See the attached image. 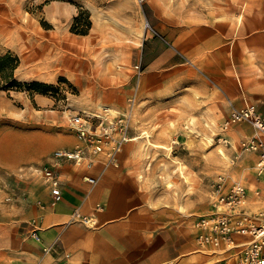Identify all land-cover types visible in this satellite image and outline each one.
<instances>
[{
	"label": "crops",
	"instance_id": "obj_1",
	"mask_svg": "<svg viewBox=\"0 0 264 264\" xmlns=\"http://www.w3.org/2000/svg\"><path fill=\"white\" fill-rule=\"evenodd\" d=\"M258 12L235 25L155 23L136 48L141 75L126 74L116 99L106 102L131 118L136 108L133 139L115 164L105 165L102 155L90 168L61 164L58 201L35 173L11 203L0 192V264H220L219 252L196 241L191 216L209 211V181L225 171L246 188L249 210L264 207V174L255 173L254 155L238 161L234 175L223 170L225 158L241 154L242 140L264 137L242 123L224 134L228 145L212 141L209 149L202 135L209 120L219 126L232 107L251 103L264 117V9ZM76 142L71 136L59 149ZM211 157L219 170L212 171Z\"/></svg>",
	"mask_w": 264,
	"mask_h": 264
},
{
	"label": "rangeland",
	"instance_id": "obj_2",
	"mask_svg": "<svg viewBox=\"0 0 264 264\" xmlns=\"http://www.w3.org/2000/svg\"><path fill=\"white\" fill-rule=\"evenodd\" d=\"M263 3L264 0H0V57L11 53V59L0 64V192L6 196L4 202L11 203L13 197L22 196L24 182L34 179L33 169L46 165L51 154L71 136L77 139L69 126L73 115L98 106L118 110L106 102L116 99L126 74L132 72L134 78L141 75L142 67L140 71L135 69L139 64L136 48L146 35L152 34L155 23L184 28L212 20L235 25L243 15H257L264 9ZM86 15L91 23L87 34L73 33L75 17H80L76 26L80 30L84 29ZM15 58L18 63L12 70ZM13 80L15 83H11ZM34 83L43 86L30 87ZM137 114L135 108L131 125L138 119ZM168 115L162 114L161 120L167 121ZM172 115L178 119L177 114ZM189 118L192 124L197 120L193 115ZM227 118L219 126L210 120L205 125L202 137L209 149L214 147L212 141L223 144L218 139L227 140L224 134L239 125L225 126ZM223 145H228V140ZM236 151L240 152L239 147ZM237 154L224 159L223 170L231 169L232 174V167L242 158L247 161L250 155L256 157L249 152ZM11 155L16 163L13 169ZM209 166L212 171L219 170L221 162L211 157ZM214 180L209 181V187Z\"/></svg>",
	"mask_w": 264,
	"mask_h": 264
},
{
	"label": "built area",
	"instance_id": "obj_3",
	"mask_svg": "<svg viewBox=\"0 0 264 264\" xmlns=\"http://www.w3.org/2000/svg\"><path fill=\"white\" fill-rule=\"evenodd\" d=\"M135 69L140 71V66L136 65ZM131 116V111L118 113L107 106H98L95 110L73 115L69 119L77 143L71 149L55 150L49 163L33 169V173L45 180L55 201L61 198L58 167L68 162L90 168L99 155L105 157V165L115 164V156L121 147L133 139L130 136ZM242 123L249 124L258 135L264 137V117L253 104L246 103L230 109L225 126ZM218 142L226 144L227 140L218 139ZM239 149L241 154H256L255 173L258 176L264 174L263 141L256 138L242 140ZM88 179L90 183H95L93 178ZM211 191L213 200L209 211L193 223L198 244L219 252L224 257L220 264L228 261L233 264H264V207L249 210L246 188L231 181L226 174L217 175L211 184ZM83 221L87 222L85 218ZM32 236L39 240L35 232ZM239 238L245 240L239 241Z\"/></svg>",
	"mask_w": 264,
	"mask_h": 264
},
{
	"label": "trees",
	"instance_id": "obj_4",
	"mask_svg": "<svg viewBox=\"0 0 264 264\" xmlns=\"http://www.w3.org/2000/svg\"><path fill=\"white\" fill-rule=\"evenodd\" d=\"M79 22H80V17H78V16L75 17L74 23H73L72 28H71V31L73 33H75V34H78V35H86L87 32H88V30L91 27V23H90L89 17L87 15L85 16V19H84V29H80L79 30V29L76 28V26H77V24ZM8 59H11V53H7L4 56H1L0 57V64L3 65ZM17 63H18L17 62V59L15 58L14 64H12V67H11L12 70L16 68ZM1 65H0V72L2 73L3 72V68L1 67ZM11 83H15L14 80ZM38 86H43V85L42 84H36V83L30 85V87H38Z\"/></svg>",
	"mask_w": 264,
	"mask_h": 264
},
{
	"label": "bare ground",
	"instance_id": "obj_5",
	"mask_svg": "<svg viewBox=\"0 0 264 264\" xmlns=\"http://www.w3.org/2000/svg\"><path fill=\"white\" fill-rule=\"evenodd\" d=\"M148 24L147 23H145V26H147Z\"/></svg>",
	"mask_w": 264,
	"mask_h": 264
}]
</instances>
